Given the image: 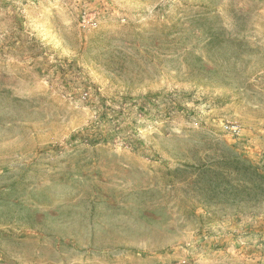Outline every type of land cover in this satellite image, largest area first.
I'll return each mask as SVG.
<instances>
[{
	"label": "rangeland",
	"instance_id": "obj_1",
	"mask_svg": "<svg viewBox=\"0 0 264 264\" xmlns=\"http://www.w3.org/2000/svg\"><path fill=\"white\" fill-rule=\"evenodd\" d=\"M0 264H264V0H0Z\"/></svg>",
	"mask_w": 264,
	"mask_h": 264
}]
</instances>
